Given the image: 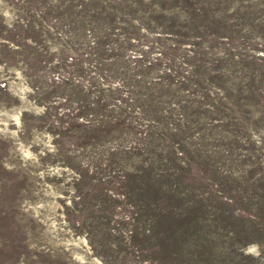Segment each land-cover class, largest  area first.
<instances>
[{
	"label": "rangeland",
	"instance_id": "1",
	"mask_svg": "<svg viewBox=\"0 0 264 264\" xmlns=\"http://www.w3.org/2000/svg\"><path fill=\"white\" fill-rule=\"evenodd\" d=\"M0 264H264V0H0Z\"/></svg>",
	"mask_w": 264,
	"mask_h": 264
},
{
	"label": "snow or ice",
	"instance_id": "2",
	"mask_svg": "<svg viewBox=\"0 0 264 264\" xmlns=\"http://www.w3.org/2000/svg\"><path fill=\"white\" fill-rule=\"evenodd\" d=\"M250 251H254V249H250Z\"/></svg>",
	"mask_w": 264,
	"mask_h": 264
},
{
	"label": "clouds",
	"instance_id": "3",
	"mask_svg": "<svg viewBox=\"0 0 264 264\" xmlns=\"http://www.w3.org/2000/svg\"><path fill=\"white\" fill-rule=\"evenodd\" d=\"M252 249H254V248H252ZM249 251H250V249H249ZM254 251H255V249H254Z\"/></svg>",
	"mask_w": 264,
	"mask_h": 264
}]
</instances>
